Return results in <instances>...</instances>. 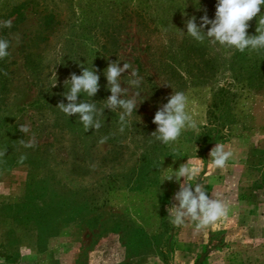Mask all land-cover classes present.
Listing matches in <instances>:
<instances>
[{
  "label": "rangeland",
  "instance_id": "obj_1",
  "mask_svg": "<svg viewBox=\"0 0 264 264\" xmlns=\"http://www.w3.org/2000/svg\"><path fill=\"white\" fill-rule=\"evenodd\" d=\"M216 3L0 0V23H11L0 27L11 45L0 60V264H264V49L193 40L185 20L199 24L205 10L213 19ZM110 61L131 65L123 98L140 93L123 133L122 109L105 108ZM81 65L100 76L98 93L79 97L103 109L99 130L56 107ZM173 91L187 95L198 127L165 145L150 134ZM216 143L233 152L222 170L209 156ZM188 159L201 169L192 184L229 206L199 231L167 212L179 185L165 176Z\"/></svg>",
  "mask_w": 264,
  "mask_h": 264
},
{
  "label": "clouds",
  "instance_id": "obj_2",
  "mask_svg": "<svg viewBox=\"0 0 264 264\" xmlns=\"http://www.w3.org/2000/svg\"><path fill=\"white\" fill-rule=\"evenodd\" d=\"M262 8H264V0H217L214 18L209 19L205 10V14L200 17L198 24L196 16H191L185 20L186 32L200 44H204L207 40L210 44H218L241 53L246 50L249 52L259 51L264 49ZM184 15L187 16V13ZM254 18L257 19L256 35H249V22ZM0 27H11V23L4 21L0 23ZM206 27L207 31H205ZM10 47L9 40L0 38V60L10 56ZM130 68L129 63H123L121 67L120 63L110 61L104 70L107 89L111 93L106 99L105 108L110 111L122 109L119 113V131L121 133L129 126L128 117L133 111H137L136 96L140 95L137 92L128 99L123 98L127 89L121 86V76ZM81 69L80 75L72 73L65 80L64 85L70 84L69 90L63 93L67 103L61 101L56 107L68 117H79V122L86 132L89 129L99 130L102 124L98 117L103 114V109H97L95 103L79 99L81 94L92 98L98 93L100 89L98 69L94 67L89 69L83 65H81ZM4 75H7V72H4ZM131 76L133 79L129 81V84L139 88L142 78L138 76L136 70L131 72ZM56 83L57 80L52 86H55ZM152 122L157 127L150 135L154 137L155 141L165 145L176 142L184 131L195 130L198 127L197 121L188 111V97L182 91H173V94L167 98V103L162 104L155 112ZM19 131L27 134L30 129L27 125H20ZM105 140L107 137L102 138L101 142ZM20 142L24 147L33 146L31 142H25L23 139ZM6 151L7 147L0 151V159L6 156ZM209 156L212 166L222 170L233 157V152L225 144L216 143L210 150ZM26 159V155H21L18 163L23 164ZM200 171L201 169L188 159L186 163L180 164L178 169L171 168V174L165 176L164 181L175 179L179 185V190L173 196L176 203L167 208L170 223L174 226H182L186 222L192 221L195 223L196 230L199 231L208 228L229 214V206L222 199L209 195L203 185L192 184V180L198 176ZM181 178H184L182 183Z\"/></svg>",
  "mask_w": 264,
  "mask_h": 264
}]
</instances>
